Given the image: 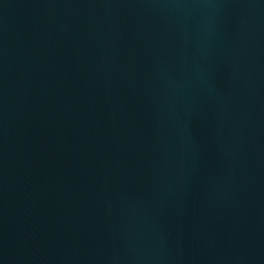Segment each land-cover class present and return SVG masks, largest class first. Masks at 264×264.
<instances>
[{
    "label": "water",
    "instance_id": "obj_1",
    "mask_svg": "<svg viewBox=\"0 0 264 264\" xmlns=\"http://www.w3.org/2000/svg\"><path fill=\"white\" fill-rule=\"evenodd\" d=\"M0 264H264V0H0Z\"/></svg>",
    "mask_w": 264,
    "mask_h": 264
}]
</instances>
